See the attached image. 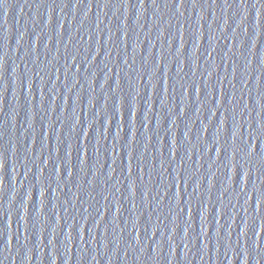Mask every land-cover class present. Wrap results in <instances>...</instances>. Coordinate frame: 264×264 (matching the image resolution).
<instances>
[{
    "label": "water",
    "instance_id": "95a60500",
    "mask_svg": "<svg viewBox=\"0 0 264 264\" xmlns=\"http://www.w3.org/2000/svg\"><path fill=\"white\" fill-rule=\"evenodd\" d=\"M0 264H264V83L134 0H6Z\"/></svg>",
    "mask_w": 264,
    "mask_h": 264
},
{
    "label": "snow or ice",
    "instance_id": "6c2138e0",
    "mask_svg": "<svg viewBox=\"0 0 264 264\" xmlns=\"http://www.w3.org/2000/svg\"><path fill=\"white\" fill-rule=\"evenodd\" d=\"M5 2H6V0H0V6H2ZM257 2H259V0H257ZM182 3H183V0H181V4Z\"/></svg>",
    "mask_w": 264,
    "mask_h": 264
}]
</instances>
